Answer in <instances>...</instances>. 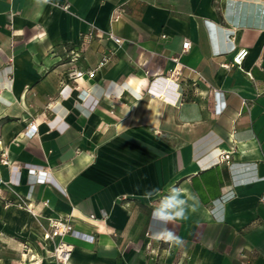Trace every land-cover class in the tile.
<instances>
[{
    "label": "crops",
    "instance_id": "crops-1",
    "mask_svg": "<svg viewBox=\"0 0 264 264\" xmlns=\"http://www.w3.org/2000/svg\"><path fill=\"white\" fill-rule=\"evenodd\" d=\"M0 97V264H59L66 216L68 264H264V0H0ZM173 185L181 244L144 197Z\"/></svg>",
    "mask_w": 264,
    "mask_h": 264
},
{
    "label": "built area",
    "instance_id": "built-area-1",
    "mask_svg": "<svg viewBox=\"0 0 264 264\" xmlns=\"http://www.w3.org/2000/svg\"><path fill=\"white\" fill-rule=\"evenodd\" d=\"M110 37H112L116 42H121V38L118 36H115L112 32L109 34ZM190 46V41H185L183 44V48L187 49ZM248 54L247 48H241L236 55L233 57L232 62L229 63H223L222 66L228 68L231 67V65H238L241 66L243 63L244 58ZM110 56H104L101 60L100 64H104L109 60ZM85 75L82 71H74L72 73V77L74 79L83 77ZM89 76H94V71L89 72ZM28 132V131H27ZM0 161L4 164H11L10 159L8 158V155L6 151H2L0 154ZM231 158V153L226 152L224 150L220 151L219 154V162L229 161ZM30 171L33 173L36 170L34 168H31ZM39 172V171H38ZM42 173V172H41ZM40 175V174H39ZM39 182L46 181V177H38ZM6 206L15 205L18 207H24L27 210H29L32 213H35L34 208L30 202L26 200L23 196H18L15 199L7 200L5 203ZM106 214V212H104ZM94 217V215H91ZM75 229L71 223L70 216L66 217H58V218H50L48 221V225L45 228L44 235H43V241L40 242V244L43 246V248L47 251L48 255L52 258H54L59 264H68L70 261V258L72 256V252L74 250V246L66 241H64V238L69 234H74ZM24 249L26 252L31 251V247L28 243H24Z\"/></svg>",
    "mask_w": 264,
    "mask_h": 264
},
{
    "label": "clouds",
    "instance_id": "clouds-1",
    "mask_svg": "<svg viewBox=\"0 0 264 264\" xmlns=\"http://www.w3.org/2000/svg\"><path fill=\"white\" fill-rule=\"evenodd\" d=\"M42 3H49V0H41ZM0 102L8 103L3 97ZM154 196L159 197L156 206L153 208L152 217L165 224L160 231L153 233V239L163 240L175 244H181L182 241L172 231L167 228L169 222L185 220L188 217L189 210L195 211V206L190 204V200L196 198L186 195V190L175 185L170 186L168 190L161 194V189L152 188L144 193L145 199L151 200Z\"/></svg>",
    "mask_w": 264,
    "mask_h": 264
}]
</instances>
